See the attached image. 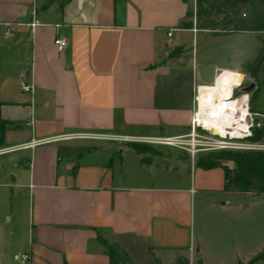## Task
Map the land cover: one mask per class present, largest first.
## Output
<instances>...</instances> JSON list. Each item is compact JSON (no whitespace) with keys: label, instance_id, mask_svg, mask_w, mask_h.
<instances>
[{"label":"crops","instance_id":"1","mask_svg":"<svg viewBox=\"0 0 264 264\" xmlns=\"http://www.w3.org/2000/svg\"><path fill=\"white\" fill-rule=\"evenodd\" d=\"M191 3L0 0V158L15 155L0 162L10 210L4 219L12 225L7 234L0 227V264H18L21 254L30 255L28 264H110L101 240L129 264L264 260V245L251 259V230L239 237L224 230L223 218L246 208L204 201L248 194L226 192L222 168L197 167L202 154L189 155L188 164L184 149L163 148L154 157L135 151L139 139L183 136L194 87L204 86L200 107L227 99L233 89L217 83L218 73L243 75L252 63L199 62L190 41L218 34L195 21L183 27ZM32 21L39 25L31 28ZM6 23L14 27L10 34ZM57 39L67 42L61 53ZM188 73L190 91L181 90ZM196 193L203 215L197 233L190 214Z\"/></svg>","mask_w":264,"mask_h":264},{"label":"rangeland","instance_id":"2","mask_svg":"<svg viewBox=\"0 0 264 264\" xmlns=\"http://www.w3.org/2000/svg\"><path fill=\"white\" fill-rule=\"evenodd\" d=\"M194 21H196L195 16V0L191 3L190 11L188 18L186 22L184 23L183 27H189L190 25L194 24ZM205 34H213V33H205ZM203 33H199L198 38H194V41H190V46L194 44V51L196 49L199 50L198 52V61L199 62H215L219 64L231 62L233 64L234 62H252L251 64V70H246L247 66L245 67L246 72H244L243 75H240L238 73L230 72V71H222L220 75L217 78V83H220L224 87V89H234V94L236 96L240 94H248L249 96V111L253 116V123L255 125L259 124V126H262L264 123V78L262 76H259L257 79L254 78L253 74L256 73V70L260 68L262 62H264V36H260L257 34H251V35H230L228 37L221 36V35H205ZM221 36V37H220ZM196 37V36H195ZM196 45L197 48H196ZM195 55V54H194ZM263 56V57H262ZM195 57V56H194ZM176 55L173 57V60H175ZM195 60V59H194ZM222 67H227L228 65L225 64ZM233 70H236V68L233 66ZM253 74H251V72ZM181 82L178 85L180 89H187L189 90V85L191 86L192 83V77L191 73H188L181 76ZM195 88V87H194ZM221 91L223 89L219 88ZM192 92V100L194 101L195 93ZM232 91V90H231ZM225 94V92L223 91ZM210 95V94H205ZM226 95V94H225ZM227 96V95H226ZM230 98V97H229ZM204 101V100H203ZM197 112L196 108L194 107L193 113ZM190 132V128L185 130L183 133V136H187ZM199 134H202V131H199ZM207 138L213 139V140H219V138L216 135H213L211 132H208L206 134L203 132ZM216 136V137H215ZM174 136L170 137L173 138ZM178 137V136H177ZM179 137H182L179 136ZM176 138V137H174ZM160 139H168V138H160ZM184 140V139H183ZM185 139L184 141H186ZM263 141H253L252 143H258ZM243 143V142H242ZM138 149L141 153H144L146 156H157L159 155V152L165 148L164 151H171L172 154H184L183 152L179 151V149L185 148V145L182 147H174L162 144H149V143H142V145H137ZM203 149V152H200L199 154H202V156H206L208 154H213L217 152H234V153H264V151H242V150H230V149H216L212 148L210 145L205 146ZM168 151V152H169ZM185 155V154H184ZM15 155H8L6 157H1L0 162L3 163L8 158H14ZM199 155H196L195 158H197ZM6 158V159H5ZM186 158L188 159V164H190V156L189 154H186ZM222 166L225 167L227 173L233 174V171L235 170L236 166L234 164V161L231 159H227L222 161ZM12 175H9L8 181H11ZM15 192H12V197L14 198ZM200 195L196 193V195L193 198L192 206L190 209L191 219L194 222V231L197 233V227L199 221L203 218L202 213L198 211V199ZM4 191L0 189V227L4 230V234H7V229L10 228L12 225L6 224V219H4L5 214H10L9 208L3 205H9L8 201H4ZM206 204L208 203H225L228 202L229 205L233 206H240L243 209L246 208V210L242 213L239 212V210H233L229 217L226 219L223 218V221L228 222L229 227L225 228V232L228 235H232L233 232L236 233V236H243L245 235L244 231H250L251 230V245L253 250V256L251 259L257 255V251L261 245H264V194H254V193H248V194H229V195H214L205 198ZM7 202V204H5ZM10 202L15 204L16 202H19V200L16 201L14 198L13 200L10 199ZM12 205V204H11ZM2 206V207H1ZM246 214V215H245ZM229 218V220H228ZM251 221V227L244 226V221ZM235 225V228H234ZM129 263V262H128ZM20 264V263H18ZM251 264H264V260H259L256 262H253Z\"/></svg>","mask_w":264,"mask_h":264},{"label":"trees","instance_id":"3","mask_svg":"<svg viewBox=\"0 0 264 264\" xmlns=\"http://www.w3.org/2000/svg\"><path fill=\"white\" fill-rule=\"evenodd\" d=\"M195 26L199 30L217 34H257L264 36V0H195ZM263 57V56H262ZM246 70H251V65ZM260 68L253 74L258 78ZM253 141L264 142V123L252 129ZM135 151L140 153L138 147ZM231 159L236 166L233 174L227 173L222 161ZM197 167L204 169L222 168L225 174V191L238 193L264 194V153L217 152L202 156ZM106 248L110 264H129L125 254L101 240ZM264 259V250L259 256ZM151 264H160L151 258ZM172 264H189L178 257ZM201 264V263H198Z\"/></svg>","mask_w":264,"mask_h":264},{"label":"built area","instance_id":"4","mask_svg":"<svg viewBox=\"0 0 264 264\" xmlns=\"http://www.w3.org/2000/svg\"><path fill=\"white\" fill-rule=\"evenodd\" d=\"M4 25L6 29V34H10L14 28L13 25L9 23H6ZM38 25L39 23L37 21H32V23L30 24V27L35 28ZM167 36L170 37L171 32H169ZM54 45L56 46L57 51L61 53L65 50L67 46V42L63 39H57L54 41ZM220 73H222V71L218 73V76L220 75ZM212 85H209V86H212ZM202 87L204 86H196L194 90V93H195L194 107L196 108L197 112L193 113V117L190 123V132L187 136L168 138V139H160V138H146L145 139L144 138V139H139L138 142L139 143H149V144H162V145L174 146V147H178V146L182 147L183 145H185V148L183 149L186 150L192 158L195 155L199 154L200 152H203L202 148H204L207 145H210L212 148H216L220 150L230 149V150H242V151H264V142L252 143L249 141V139L252 137V129L254 127H259V124L255 125L253 123V116L249 111L248 94H240L236 96L234 94V89L236 87L232 90L229 101L236 103L238 100L242 98H246L247 105L245 106V124L247 125V131L240 137H232L230 135H225L224 137H221L217 135V137L219 138L218 141L207 138L205 136L203 132L208 134L209 131L205 130L202 127V125L199 122L198 115H197L199 111L198 96L200 93V89ZM21 89L23 92L28 93L31 91L32 87L28 85H22ZM198 130L202 131V134H199ZM183 139L184 140L187 139V140L184 141ZM30 259L31 257L29 254H21L19 257V263L28 264Z\"/></svg>","mask_w":264,"mask_h":264},{"label":"bare ground","instance_id":"5","mask_svg":"<svg viewBox=\"0 0 264 264\" xmlns=\"http://www.w3.org/2000/svg\"><path fill=\"white\" fill-rule=\"evenodd\" d=\"M246 105L247 100L245 98L235 103L230 102L229 97L227 99L221 97V101H209L201 107L199 102L197 115L202 127L213 135L240 137L247 131L245 124Z\"/></svg>","mask_w":264,"mask_h":264},{"label":"water","instance_id":"6","mask_svg":"<svg viewBox=\"0 0 264 264\" xmlns=\"http://www.w3.org/2000/svg\"><path fill=\"white\" fill-rule=\"evenodd\" d=\"M263 71H264V68H263ZM263 77H264V72H263Z\"/></svg>","mask_w":264,"mask_h":264}]
</instances>
